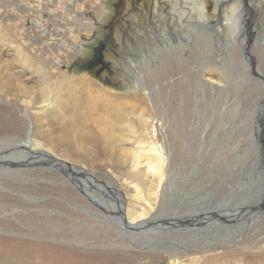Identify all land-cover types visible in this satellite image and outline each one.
I'll return each instance as SVG.
<instances>
[{"label":"rangeland","instance_id":"obj_1","mask_svg":"<svg viewBox=\"0 0 264 264\" xmlns=\"http://www.w3.org/2000/svg\"><path fill=\"white\" fill-rule=\"evenodd\" d=\"M36 62L47 65L52 76L60 71L83 76L153 119L155 130L137 126L131 141L153 131V141L165 151L166 209L172 208L181 222L180 234L189 235L181 239L177 261L188 264L191 257H200L201 264H264V257L258 258L264 246V0H0V127L8 117L21 129L40 124L55 139L63 134L55 127L53 106L42 113ZM135 79L146 80L151 97L142 95ZM82 126L61 140L58 155L29 154L25 141L15 140L22 139V132L0 134V239L135 257L127 263L92 264H150L159 257L170 264V251L153 243H78L29 233L40 226L27 221L32 217L116 228L120 217L111 208L121 206L118 195L125 207L136 204L137 182L130 176L145 175L148 167L144 162L133 169L138 157L133 142H117L111 157L102 145L80 141ZM73 147L80 151L64 158ZM42 186L68 188L88 206L111 211L119 222H105L58 193L27 190ZM138 205L148 208V199ZM194 222L197 234H203L196 238L190 231ZM14 224L20 227L13 229ZM45 263L42 256L3 258L0 253V264Z\"/></svg>","mask_w":264,"mask_h":264},{"label":"bare ground","instance_id":"obj_2","mask_svg":"<svg viewBox=\"0 0 264 264\" xmlns=\"http://www.w3.org/2000/svg\"><path fill=\"white\" fill-rule=\"evenodd\" d=\"M37 64L38 67L36 73L39 76V86L42 87L38 102L39 100L41 102H44V105L42 106V113L47 111L49 112L50 107L53 106L52 111L57 114L58 124L55 127L56 129H59L63 135L55 138V140L54 138L50 137L51 135H47L45 130L40 127V124H38L37 126L33 124L31 130L27 128L26 125H24L23 129H21V127H18L16 124L18 122L13 123V120L8 117L6 119L3 118L4 121H2V126L0 127V134H21L22 132V139L15 140L27 142L22 143L29 149V154H49V152L52 151L51 153L58 155L61 140L68 139V136L80 123L83 124L81 128L82 132L84 133L81 136L80 141L88 142L89 144H99V146L102 145L104 148L103 152L111 157L116 154L113 148L118 147L117 142L123 143V140L131 141L132 134L135 133L134 130L137 126H144V129H147V127H152L153 130H155L153 119L148 118L147 112L141 110L142 108L137 107V105L133 103L124 101L126 100L125 98L106 91L100 85L88 80L83 76H70L68 73L62 72L60 70L58 76H52V71L49 73V70H47L49 69L47 65L42 66L39 62ZM56 65L57 64H55L54 66ZM125 67L127 69L133 70L130 64H125ZM33 70L35 69L33 68ZM164 74L165 76L168 75V70H165ZM136 81H138V86H136V88L142 90V95L145 96V98L151 97V92L144 87V82L146 80L143 79L141 81L137 79ZM211 84L214 86L215 84L218 85L216 81H212ZM11 86V83H9L8 87ZM181 100L178 99L179 106L182 105ZM168 102L169 101H166L167 104ZM39 118L40 116L38 117V119ZM42 119L43 118H41V120ZM54 124V122L51 123V125L53 126ZM83 129H86L87 131L84 132ZM152 132L153 131H147L145 134H140V140L136 138L131 141L133 142L134 149L137 148L136 152H138L137 159H134L132 161L133 169H137L138 166L141 165L140 163L145 162L146 166L148 167V172L145 175L133 172L130 176V178L132 179V183L137 182V184L135 183V195L132 196L136 204L127 205L125 207V199L122 196L118 195L119 193L117 194L121 200V206L112 207L111 211L115 213L116 216L120 217V222L116 218H113L114 214H112L111 211L108 213V209L103 208L104 210L100 211L91 205L88 206L85 203L84 199L79 196V194L75 192L73 193L68 188L42 186L28 187L27 189L28 192L39 195L48 192H54L58 193L65 199L73 200L74 202H80L84 204L85 208L90 212L106 218L105 222H108L107 220H113L117 223L119 222V227L115 226L116 228H114L113 226H109L110 228L108 229L106 228V226H108L106 225V223H93L82 219L68 221H40L32 217L27 221L32 222V224H34L35 226H40L34 229L33 232L29 233L35 234L38 237H43L47 240L60 239L78 243H84L90 240H105V242L110 240V242H114L113 244H115L116 246H118V244L129 245V241L131 240H136L143 244L153 243L159 246H163L170 251V255L168 257V259L170 258V264H187L177 261V257L181 254L178 251V249H180V247H182L183 245L181 239L186 238L189 235L180 234L181 222L177 221L174 218L175 213H173L174 211L172 208L166 209L165 193L167 192L166 183L168 181V179L166 178V171L167 163L169 162L166 161L167 157L165 151L161 149L157 143H155L156 141H153L155 137L153 135L155 134H153ZM7 140L10 141L9 139ZM77 145L76 147L78 148ZM136 145L137 147H135ZM77 148L74 149L73 147L71 149H68L66 152L67 155L65 154L63 155V157L70 159L71 153H78L80 151ZM45 151L47 153H45ZM121 151L126 155L132 153V151H129V149H121ZM48 158H50L49 160L52 162L56 161L53 159V157ZM49 160H47V162ZM9 161L10 159L8 158L7 162ZM24 162L26 163V161ZM73 169L75 170V167ZM27 171H30L29 173L34 172L31 170ZM89 173V171H84V174L86 176ZM131 185L132 184L127 181L125 190L130 191L132 189ZM138 185H141V187L139 188ZM10 187L13 190L17 191L23 192L24 190L23 188L12 184L10 185ZM144 197H146V200L148 199V208H141L140 205H138L139 202L144 199ZM183 211L184 213H187V210L184 209ZM191 211L192 210H190L189 212ZM1 222L6 223V221ZM16 227V224L12 226L13 229H15ZM190 227V231L193 232V238L203 235L202 233L197 234L196 222H194L193 225H190ZM121 234L127 236V240L124 239L125 237L121 238ZM258 245L259 242L256 244V246ZM208 249H210V247L202 250L203 253H207ZM0 253L3 254V258H14L20 256L22 258L29 259L33 258L34 256H42L45 261H48V263L45 264H92V262L111 263L113 261L127 263L129 260L135 258L130 257V255H127V253H82L80 251L78 252L67 250L52 243H36L19 239H0ZM211 257L214 256H210L208 258ZM245 257L247 256L245 255ZM263 257L264 246L261 248V252H259L258 254V258ZM190 259L191 262L188 264H201L200 257H191ZM166 261L167 259L165 257H159L157 258V260L151 259L150 264H155L157 262L158 264H164Z\"/></svg>","mask_w":264,"mask_h":264},{"label":"water","instance_id":"obj_3","mask_svg":"<svg viewBox=\"0 0 264 264\" xmlns=\"http://www.w3.org/2000/svg\"><path fill=\"white\" fill-rule=\"evenodd\" d=\"M102 49V48H101ZM101 49L97 50V54H96V57L97 59L101 60L103 58V54L101 52ZM98 61V60H97ZM99 62V61H98Z\"/></svg>","mask_w":264,"mask_h":264},{"label":"flooded vegetation","instance_id":"obj_4","mask_svg":"<svg viewBox=\"0 0 264 264\" xmlns=\"http://www.w3.org/2000/svg\"><path fill=\"white\" fill-rule=\"evenodd\" d=\"M102 46L106 47L107 46V42L103 43ZM115 51V50H114ZM132 62V61H131ZM126 64H130V63H126ZM108 68L110 67L109 65H106Z\"/></svg>","mask_w":264,"mask_h":264}]
</instances>
